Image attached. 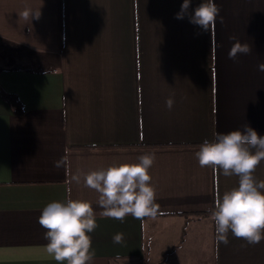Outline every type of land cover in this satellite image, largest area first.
<instances>
[{
	"label": "crops",
	"instance_id": "crops-1",
	"mask_svg": "<svg viewBox=\"0 0 264 264\" xmlns=\"http://www.w3.org/2000/svg\"><path fill=\"white\" fill-rule=\"evenodd\" d=\"M215 2L223 23L208 34L175 18L183 0H0V88L23 110L0 96V264H58L38 217L68 199L93 207L90 264H264V240L217 244L209 210L239 178L195 156L214 131L264 136V0ZM233 36L252 46L235 62ZM144 153L157 217H103L85 175Z\"/></svg>",
	"mask_w": 264,
	"mask_h": 264
},
{
	"label": "clouds",
	"instance_id": "clouds-1",
	"mask_svg": "<svg viewBox=\"0 0 264 264\" xmlns=\"http://www.w3.org/2000/svg\"><path fill=\"white\" fill-rule=\"evenodd\" d=\"M191 5L192 0H183L175 18L187 17L189 23L208 34L214 33L218 18L223 23L221 9L215 0H201L195 8ZM29 15L30 12L25 11V18ZM39 15L35 14L37 18ZM230 40L234 41L228 52L230 60L235 62L238 56L252 53L248 43L234 36ZM257 70L264 72V62L258 63ZM165 103L171 110L174 99L170 97ZM212 135L213 138L205 139L195 153L199 166L209 167L225 177L235 175L239 178L238 187L217 195L209 210L215 224V240L218 245H227L231 233L248 245L259 244L264 240V180H258L253 173L264 161V136L247 124L226 133L214 131ZM155 159L154 153H144L137 163L111 165L85 175V185L99 193L98 205L103 209V217L121 223L129 215L138 220L157 217L160 208L149 174ZM67 164V156L54 161L56 168ZM73 180L79 183L80 177L73 176ZM38 223L46 229V252L58 264H90L93 261L96 253L90 234L99 225L90 202L80 199L52 201L42 209ZM113 242L122 243L123 234H115Z\"/></svg>",
	"mask_w": 264,
	"mask_h": 264
},
{
	"label": "trees",
	"instance_id": "trees-1",
	"mask_svg": "<svg viewBox=\"0 0 264 264\" xmlns=\"http://www.w3.org/2000/svg\"><path fill=\"white\" fill-rule=\"evenodd\" d=\"M13 68H17V67H13ZM0 96L12 107L13 112L15 114L20 115L23 112L22 105L14 94L6 93L0 88ZM201 213L203 212H194V214H201Z\"/></svg>",
	"mask_w": 264,
	"mask_h": 264
}]
</instances>
